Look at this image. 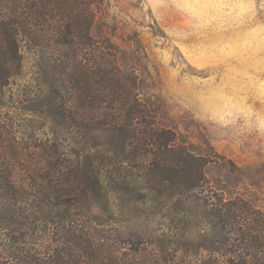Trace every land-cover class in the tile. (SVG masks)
I'll return each instance as SVG.
<instances>
[{"label": "rangeland", "instance_id": "1", "mask_svg": "<svg viewBox=\"0 0 264 264\" xmlns=\"http://www.w3.org/2000/svg\"><path fill=\"white\" fill-rule=\"evenodd\" d=\"M91 34L114 49L157 124L203 158L214 192L264 213V0H104ZM42 46L21 43V76L2 99L0 264H16L10 250L38 253L47 239L84 252L86 239L71 241L68 229L88 233L98 249L112 246L126 264L208 260L197 251L210 231L197 201L150 189L136 149L122 152L110 135L89 138L47 112L54 90L68 100L73 81L65 59ZM65 181L81 199L72 208L51 195ZM136 236L144 244L131 248Z\"/></svg>", "mask_w": 264, "mask_h": 264}, {"label": "trees", "instance_id": "2", "mask_svg": "<svg viewBox=\"0 0 264 264\" xmlns=\"http://www.w3.org/2000/svg\"><path fill=\"white\" fill-rule=\"evenodd\" d=\"M103 4L104 0H0V110L6 90L21 76V43L27 41L37 47L52 45L56 55L65 59L64 70L71 72L65 74L73 83L66 89L68 100H63L60 92L54 90L58 96L46 100L47 112L89 138L93 134L110 135L122 152L136 149L150 189L185 202L197 201L203 221L210 229L197 250L209 253L210 257L200 264H264V213L244 200L225 198L214 192L203 173L206 165L203 158L181 148L176 134L157 124L151 110L138 99L135 81L120 67L114 49L91 34ZM46 176L42 181L51 180ZM91 178L94 187L101 188L94 170ZM7 179L11 180V176ZM14 179L13 185L19 186ZM0 180L4 181L3 176ZM10 185L14 192L9 196L13 199L11 195L17 191ZM50 189L58 207H73L77 193L71 182H57ZM103 192L107 200L108 191ZM80 193L86 199L87 192L80 190ZM11 209V217L18 216ZM66 232L71 235V241L78 243L77 239H86L84 252H69V248L53 246L47 239L39 252H34L36 255L10 250L8 258L16 264H126L111 250L112 246L105 244L98 249L88 233H79V229ZM141 239L136 236L127 243L133 248L144 244ZM92 245L94 253L90 250ZM100 256L105 257L106 263L101 262ZM167 263L161 260V264Z\"/></svg>", "mask_w": 264, "mask_h": 264}]
</instances>
